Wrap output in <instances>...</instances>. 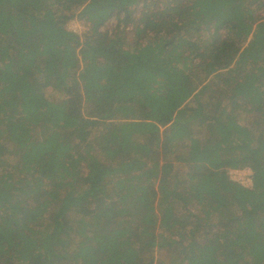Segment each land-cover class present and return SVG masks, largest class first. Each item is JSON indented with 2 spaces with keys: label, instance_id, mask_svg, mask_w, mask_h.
I'll use <instances>...</instances> for the list:
<instances>
[{
  "label": "trees",
  "instance_id": "16d2710c",
  "mask_svg": "<svg viewBox=\"0 0 264 264\" xmlns=\"http://www.w3.org/2000/svg\"><path fill=\"white\" fill-rule=\"evenodd\" d=\"M0 264H264V0H0Z\"/></svg>",
  "mask_w": 264,
  "mask_h": 264
},
{
  "label": "rangeland",
  "instance_id": "374dc122",
  "mask_svg": "<svg viewBox=\"0 0 264 264\" xmlns=\"http://www.w3.org/2000/svg\"><path fill=\"white\" fill-rule=\"evenodd\" d=\"M66 27L69 30H72L78 34H83L87 28V27H85L84 22H82L81 20H79L77 18H73V19H70L69 21H67ZM51 91L52 90L49 87H45V88H43V90H41V92L47 96H48V94L51 93ZM51 95L55 98L57 97V96H55V92L52 93ZM228 175L232 180H235V181H237V182H239L245 186V185H248V179L252 178V171L249 167H243L240 169H229ZM245 187H251V186H245Z\"/></svg>",
  "mask_w": 264,
  "mask_h": 264
},
{
  "label": "built area",
  "instance_id": "2783aa9c",
  "mask_svg": "<svg viewBox=\"0 0 264 264\" xmlns=\"http://www.w3.org/2000/svg\"><path fill=\"white\" fill-rule=\"evenodd\" d=\"M251 184H252V178H249L248 179V185H245V186H251Z\"/></svg>",
  "mask_w": 264,
  "mask_h": 264
}]
</instances>
